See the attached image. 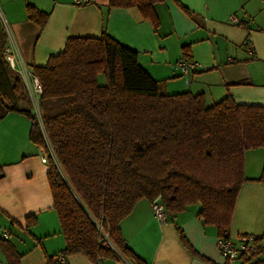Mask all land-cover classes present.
Wrapping results in <instances>:
<instances>
[{
  "label": "trees",
  "instance_id": "obj_1",
  "mask_svg": "<svg viewBox=\"0 0 264 264\" xmlns=\"http://www.w3.org/2000/svg\"><path fill=\"white\" fill-rule=\"evenodd\" d=\"M163 1L109 0L108 6L135 7L157 28L153 6ZM26 14L39 28L46 24L48 16L30 5ZM5 44L0 24V103L6 113L29 121V140L47 152L44 132L54 154L46 176L65 242L60 255H83L93 264L122 256L144 264L120 229L141 200L159 199L173 216L200 205L197 218L214 226L218 238H229L236 200L249 181L245 153L264 148V106L237 104L230 96L208 106L203 94L168 95L138 64L136 52L106 35L71 38L45 67L28 69L41 86L42 131L20 75H12L4 61ZM183 57L189 61L187 48ZM100 74L104 86L98 84ZM254 181L264 185V166ZM26 223L30 228L36 219ZM175 229L194 258L214 264ZM256 239L263 244L258 254L239 263L264 264V235ZM0 252L6 264H20L14 246L1 237ZM47 264L59 263L49 257Z\"/></svg>",
  "mask_w": 264,
  "mask_h": 264
},
{
  "label": "crops",
  "instance_id": "obj_2",
  "mask_svg": "<svg viewBox=\"0 0 264 264\" xmlns=\"http://www.w3.org/2000/svg\"><path fill=\"white\" fill-rule=\"evenodd\" d=\"M27 5L48 16L43 28L27 19ZM108 5L109 0L80 6L75 0H0V24L8 30L5 48L13 43L29 72L32 66L45 67L68 39L106 35L136 52L138 64L168 95L203 94L208 106L227 96L237 104L264 106V0H164L153 6L157 28L135 7ZM230 17L238 19L241 28ZM248 36L252 57L244 45ZM183 48L196 65L187 75L179 69L187 62ZM239 82L246 84L228 86ZM29 130L24 116L6 113L0 103V237L14 246L20 264H47L49 257L59 264H93L83 255H60L65 242L47 182L48 165L41 162V149L29 140ZM263 166L264 148L245 153L244 177L249 181L236 200L231 239L264 235V185L254 181ZM199 210L198 205L189 206L159 223L152 217L150 202L141 200L121 222L122 237L144 264H205L181 244L178 227L200 256L226 264L215 247L217 229L197 218ZM29 218L36 223L27 228ZM0 254V264H6ZM102 264L132 263L120 256Z\"/></svg>",
  "mask_w": 264,
  "mask_h": 264
},
{
  "label": "built area",
  "instance_id": "obj_3",
  "mask_svg": "<svg viewBox=\"0 0 264 264\" xmlns=\"http://www.w3.org/2000/svg\"><path fill=\"white\" fill-rule=\"evenodd\" d=\"M92 3V0H75V4L80 5H88ZM229 21L240 27L241 25L235 17H230ZM5 33L8 34V30H5ZM10 40V39H9ZM246 49L248 50V55L250 57L253 56L252 52V40L248 36L244 43ZM11 47H6L4 50V61L7 63V65L12 70H17V73L20 75L25 90L28 94V97L30 99L31 105L34 110V114L38 118L40 122L41 129L43 131L42 123L40 120V114H39V107H38V100L41 93V86L36 78H34L23 66L22 60L20 58L19 52L16 49V46L12 43L10 45ZM196 65L192 63L191 61L183 62L179 65V69L182 74L187 75L190 74L194 69ZM28 78V81H27ZM44 142L47 145V152L44 150H41V162L43 164L47 163V159L50 157L55 160L54 154L49 146L47 137L45 136L43 132ZM151 207V213L154 220H156L159 223L166 222L167 221V214L165 211L164 206L162 203H160L159 199H156L155 201L150 203ZM104 238L106 239L107 243L111 245L106 235H104ZM257 237H254L252 235H240L236 239L231 238H218L215 242V247L218 250L220 256L223 258L225 262H228L229 264L236 263L237 261L241 260L242 258H251L258 254L259 249L261 248V244L257 241ZM6 239V237H5Z\"/></svg>",
  "mask_w": 264,
  "mask_h": 264
},
{
  "label": "rangeland",
  "instance_id": "obj_4",
  "mask_svg": "<svg viewBox=\"0 0 264 264\" xmlns=\"http://www.w3.org/2000/svg\"><path fill=\"white\" fill-rule=\"evenodd\" d=\"M97 80H98V84H100V85H102V86H104L105 84H106V82H105V78H104V75H102V74H100V75H98V77H97ZM27 81H28V78H27ZM215 104V103H214ZM200 205H198V207H199ZM106 241V240H105ZM107 242V241H106ZM263 245V244H262ZM264 251V250H263ZM1 253V252H0ZM1 255V254H0ZM261 255L262 254H259L258 255V258L260 259L261 258ZM2 258H1V256H0V260H1ZM236 263H239L238 261L236 262Z\"/></svg>",
  "mask_w": 264,
  "mask_h": 264
}]
</instances>
